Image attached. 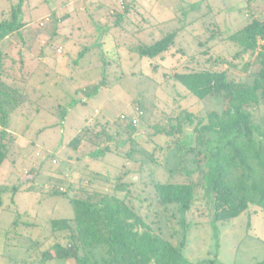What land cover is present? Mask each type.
Instances as JSON below:
<instances>
[{
    "label": "rangeland",
    "instance_id": "1",
    "mask_svg": "<svg viewBox=\"0 0 264 264\" xmlns=\"http://www.w3.org/2000/svg\"><path fill=\"white\" fill-rule=\"evenodd\" d=\"M66 1L23 0L22 18L28 25L20 37L15 35L12 39L16 50L22 47L27 52V70L35 74L28 79V92L32 99L39 101L42 109L37 113L34 104L29 111L30 118L22 116L21 109L12 113L8 131L16 139L0 175V264H74L62 259L42 261L38 256L58 239L65 243L60 233L57 237L51 236L49 221L74 215L69 196L94 191L114 194L116 179L123 172L127 174L121 181L135 182L133 203L143 215L149 214V220L161 224V215L154 217V213L147 210V204L138 203L136 196L150 197L154 183L166 181L170 167L178 162V154L172 146L183 136L180 133L172 135V125L187 112L203 116L210 111L221 113L226 107L218 96L198 99L168 75L208 67V58L220 56L235 64L229 67V77L233 80L252 81L258 70L256 54L233 59L237 48L227 36L244 27L253 17L264 19V0H249L251 2L246 4L238 0H137L136 14L123 23L129 35L124 36L128 37L126 41L122 37L121 64L109 65L107 70L111 83L96 94L86 95L84 89L91 83L97 84L104 70L96 47L100 28L95 22L106 17L109 6L123 9L128 0H69V8L64 5ZM97 1L105 4V8L95 12L91 3ZM19 2L0 0V22ZM83 6L88 11L82 12ZM62 7L59 11L63 14L59 18L69 10L75 18L71 24L75 30H68L72 39L60 43L56 52L47 48L45 59L39 60L42 48L51 38L56 37L55 41L63 38L56 32L61 21L49 17ZM113 11L116 12L114 8ZM111 13L109 10L107 14ZM143 17L145 20L141 24L147 27L141 30L136 22ZM173 31H177L176 44L165 59L141 57L129 50V46L153 43ZM86 47L89 51L79 58V51ZM16 57L19 58L17 54ZM248 61L251 65L246 71L244 65ZM215 65V68L228 67ZM15 73L20 77L19 72ZM139 110L142 115L137 114ZM63 111L66 115L62 117ZM124 116L138 119L134 124L137 131L133 140L129 133L117 134L121 129L115 120ZM87 124H90L92 135L104 129L112 134L115 141L120 142L121 154L109 152L95 157L92 152L97 145L87 139L75 147L70 145ZM184 127L185 131H190L194 125L186 122ZM1 131L0 128V135ZM131 147L135 148V153L128 158L125 155ZM194 168L188 161L173 179H201L199 173H188ZM33 173H37V182L32 183L34 189L15 190L25 179L32 178ZM72 184L75 187L68 188V197L52 195L48 188L62 186L66 190ZM125 194L122 192L119 196ZM168 209L174 215L172 224L180 229L179 207L171 205ZM193 210L190 218L194 222L187 231L183 250L193 263L254 264L264 261V207L252 206L223 222H214L205 214L203 206Z\"/></svg>",
    "mask_w": 264,
    "mask_h": 264
},
{
    "label": "trees",
    "instance_id": "2",
    "mask_svg": "<svg viewBox=\"0 0 264 264\" xmlns=\"http://www.w3.org/2000/svg\"><path fill=\"white\" fill-rule=\"evenodd\" d=\"M69 2L67 0L64 5ZM91 4L95 12L105 8V4L100 1ZM136 4L139 6L137 0H128L123 9L109 6L106 11L108 13L111 10L112 13H106L104 19L95 22L100 28L96 47L104 70L97 84L91 83L84 89L86 95L96 94L111 83L107 70L109 65L121 64L119 49L122 40L128 39L124 36L129 35L123 23L136 14ZM22 5L23 0H20L0 22V167L9 156L16 139L8 131L12 113L21 109L23 116L30 118L29 111L34 104L36 112L42 109L39 101L32 99L27 89L29 73L23 70L25 52L22 48L16 50L11 39L15 34H20L26 25L22 18ZM54 14L56 11L49 14V17L53 18ZM72 16L67 12L59 20L66 21ZM109 16L112 20H108ZM143 20L145 18L136 22L141 30L147 27L141 24ZM176 35L177 31L167 32L153 43L140 42L136 46H129V50L141 57L165 59L175 47ZM71 36L69 34L59 41H55L56 37L51 38L46 47L56 52L58 45L65 43ZM227 40L237 48L233 59L256 54L258 70L252 81L231 79L229 67L235 64L221 56L208 58V67L168 75L169 79L182 84L198 99L218 96L223 99L226 107L221 113L210 111L203 116L187 112L185 116L178 117L176 125H172L170 133L183 136V139L174 141L172 146L178 154V162L170 167V176L166 181L154 183L150 197L136 196L138 203L147 204V210L152 211L154 217L159 218L161 215V224L149 220V214L143 215L133 203L132 186H135V182L121 181L127 174L123 172L116 179L114 194L94 191L81 196H69L74 215L49 221L51 236L57 237L60 233L65 243L58 239L50 248L41 251L38 256L42 261L62 259L71 260L74 264H195L183 252L187 231L194 222L190 218L194 207L203 206L205 214L214 222L228 221L252 206L264 207V19L253 17L244 27L229 34ZM13 49L17 51L18 59ZM88 49H81L79 58ZM215 64L228 67L215 68ZM250 65V61L246 62L244 70L247 71ZM15 71L19 72L20 77ZM65 115L63 111L62 117ZM132 118L126 116L115 120L121 129L117 133L119 136L129 133L133 140L137 128ZM186 122L194 125L192 130L185 131ZM90 128V124H87L70 145L75 147L87 139L97 145L92 152L95 157L105 156L109 152L121 154L120 142L117 143L112 134L106 133L104 129L92 135ZM133 153L135 148L131 147L125 156L131 158ZM151 159L156 162L155 158ZM188 161L195 166L188 173H199L201 179L174 180L173 176ZM35 182L37 173L25 179L15 190L34 189L32 183ZM61 187L48 188L52 195L68 197V188L74 189L75 186L72 184L66 190ZM122 192L126 193L123 197L119 196ZM171 205L179 207L180 229L172 224L174 215L168 209ZM254 264H264V261Z\"/></svg>",
    "mask_w": 264,
    "mask_h": 264
},
{
    "label": "crops",
    "instance_id": "3",
    "mask_svg": "<svg viewBox=\"0 0 264 264\" xmlns=\"http://www.w3.org/2000/svg\"><path fill=\"white\" fill-rule=\"evenodd\" d=\"M238 2L240 3V4H243V3H249V2H251V1H249V0H238ZM67 6H68V8H69V6L71 7V2H69V3H67ZM63 9V7L62 8H60V9H56V14H54V17L53 18H59V16L60 15H62L63 13H61L60 11ZM86 9V6H83V7H81L80 8V10L82 11V12H84V10ZM60 10V11H59ZM67 12H70L72 15H73V12L71 11V10H69V11H67ZM66 12V13H67ZM65 13V14H66ZM60 19V18H59ZM75 20V18L72 16V18H69L68 20H66V21H61L60 22V24L56 27L57 28V33L60 35V36H63V38L65 37V36H67V35H69L70 33H69V31L68 30H71V29H73V27L71 26V24L73 23V21ZM25 23H26V25H28L27 24V22H26V20H23ZM60 21V20H59ZM61 23H63V24H61ZM24 28H25V26H24ZM23 28V29H24ZM71 28V29H70ZM23 29H22V31H23ZM61 29H62V32H61ZM22 31H21V33H22ZM21 33L20 34H15V35H17V36H21ZM15 35L14 36H12V38L11 39H13L14 37H15ZM72 39V36H71V38L70 39H68L67 41H70ZM22 48V47H21ZM46 45H45V47H43L42 48V54H41V56L39 55L38 56V59L39 60H41V58L43 57V59H45V50H46ZM23 49V48H22ZM18 50V49H17ZM23 50H25V49H23ZM13 52H14V54H15V52H16V50L15 49H13ZM25 52V57L27 56L26 54H27V52L26 51H24ZM23 70H25L26 72H27V74H28V76H29V79H30V77L31 76H34L35 74H34V71L33 70H30V71H28L27 70V61H26V58H25V61H24V66H23ZM9 82H12L11 80L9 81ZM29 82H27V84H28ZM28 87V86H27ZM28 89V88H27ZM38 113V112H37ZM22 116H23V114H22ZM28 120V119H27ZM29 127V125L27 124V128ZM0 128H1V126H0ZM2 166L0 167V175H1V173H2ZM19 180L21 181V179L19 178Z\"/></svg>",
    "mask_w": 264,
    "mask_h": 264
},
{
    "label": "built area",
    "instance_id": "4",
    "mask_svg": "<svg viewBox=\"0 0 264 264\" xmlns=\"http://www.w3.org/2000/svg\"><path fill=\"white\" fill-rule=\"evenodd\" d=\"M46 19H49V17L46 18ZM58 51L61 52V51H62V48H59ZM137 114H138V115H142V111H141V110L137 111ZM124 117H125V116H124ZM124 117H123V118H124ZM137 121H138L137 117L134 116V117L132 118V123L135 124V123H137Z\"/></svg>",
    "mask_w": 264,
    "mask_h": 264
}]
</instances>
